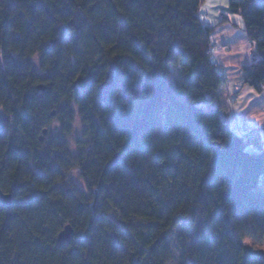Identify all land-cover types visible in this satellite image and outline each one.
<instances>
[{"label":"trees","instance_id":"trees-1","mask_svg":"<svg viewBox=\"0 0 264 264\" xmlns=\"http://www.w3.org/2000/svg\"><path fill=\"white\" fill-rule=\"evenodd\" d=\"M203 2L0 0V185L13 202L0 205V264H170L168 236L188 217L202 224L182 264H264L244 242L264 241V147L249 150L217 105L226 78ZM229 10L259 55L244 84L261 92L264 0ZM74 169L85 189L67 187Z\"/></svg>","mask_w":264,"mask_h":264},{"label":"crops","instance_id":"crops-1","mask_svg":"<svg viewBox=\"0 0 264 264\" xmlns=\"http://www.w3.org/2000/svg\"><path fill=\"white\" fill-rule=\"evenodd\" d=\"M230 0H204L200 16L205 25L213 27L211 41L214 61L223 68L226 82L220 90L222 114L232 129L249 140V150L261 152L255 143L259 140L264 147V89L258 92L244 84L245 66L251 65L259 57L256 45L250 40L240 14L231 13ZM227 17L226 20L225 17ZM238 96L230 101V95ZM246 124L247 130L240 131ZM264 187V178L261 181Z\"/></svg>","mask_w":264,"mask_h":264},{"label":"rangeland","instance_id":"rangeland-1","mask_svg":"<svg viewBox=\"0 0 264 264\" xmlns=\"http://www.w3.org/2000/svg\"><path fill=\"white\" fill-rule=\"evenodd\" d=\"M230 96H231L230 97L231 102H232V96H235L233 102L238 99V96L235 93H232ZM85 128L86 127L83 124L81 118L79 117V115H77L73 124L72 133L69 137L70 148L73 152H76L77 150V141L79 139H86L84 136ZM68 178H69L67 184L68 188H72L73 185H76L80 188L85 189V182L81 178V175L77 169L72 170L69 173ZM110 216L112 219L117 221L115 215L112 214ZM185 223L186 226L184 225L177 226L171 231L170 235L168 236V240L174 251V259L170 264H182V262L185 260L181 246L185 244L186 247H188L190 245L188 238L192 239L194 235L198 232L199 227L202 224V220L196 219L195 221H193L191 217H188L185 219ZM244 242L246 245H248L250 248L254 250L264 251V241H259L252 237H247L245 238Z\"/></svg>","mask_w":264,"mask_h":264},{"label":"water","instance_id":"water-1","mask_svg":"<svg viewBox=\"0 0 264 264\" xmlns=\"http://www.w3.org/2000/svg\"><path fill=\"white\" fill-rule=\"evenodd\" d=\"M39 89H44V86H38ZM54 114V112H53ZM48 132L47 129H45L43 131V136L41 137V139H44V135H46ZM70 191V190H69ZM12 195L9 193L4 192V190L2 189L1 185H0V205L5 206L7 208H10L12 206ZM72 234H73V228L70 224L66 225L64 230L60 233L58 240L59 243L65 244L67 242H69L72 238Z\"/></svg>","mask_w":264,"mask_h":264},{"label":"built area","instance_id":"built-area-1","mask_svg":"<svg viewBox=\"0 0 264 264\" xmlns=\"http://www.w3.org/2000/svg\"><path fill=\"white\" fill-rule=\"evenodd\" d=\"M231 97V96H230ZM237 98V97H236ZM235 99V96H232V101ZM247 130V125L246 124H241L240 125V131L243 133Z\"/></svg>","mask_w":264,"mask_h":264}]
</instances>
